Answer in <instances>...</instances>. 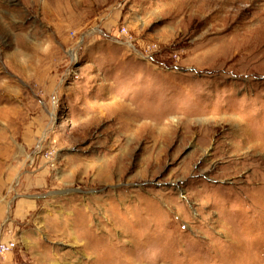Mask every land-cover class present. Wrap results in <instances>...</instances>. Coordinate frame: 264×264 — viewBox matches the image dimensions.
<instances>
[{
  "label": "rangeland",
  "instance_id": "obj_1",
  "mask_svg": "<svg viewBox=\"0 0 264 264\" xmlns=\"http://www.w3.org/2000/svg\"><path fill=\"white\" fill-rule=\"evenodd\" d=\"M0 198L49 264H264V0H0Z\"/></svg>",
  "mask_w": 264,
  "mask_h": 264
},
{
  "label": "crops",
  "instance_id": "obj_2",
  "mask_svg": "<svg viewBox=\"0 0 264 264\" xmlns=\"http://www.w3.org/2000/svg\"><path fill=\"white\" fill-rule=\"evenodd\" d=\"M32 185H42L43 179L38 178ZM34 187V186H32ZM10 202L0 198V229L5 224L12 234H2L1 242L15 241L17 248L4 256H0V264H49V250L36 240L28 223V216L34 209V201H18L11 211Z\"/></svg>",
  "mask_w": 264,
  "mask_h": 264
},
{
  "label": "built area",
  "instance_id": "obj_3",
  "mask_svg": "<svg viewBox=\"0 0 264 264\" xmlns=\"http://www.w3.org/2000/svg\"><path fill=\"white\" fill-rule=\"evenodd\" d=\"M5 227H6L5 224H3V226L0 229V240H1L2 234L4 233L8 235L12 234V230H7ZM16 248H17V243L15 241L11 240L5 243L0 241V256L9 254L13 252Z\"/></svg>",
  "mask_w": 264,
  "mask_h": 264
}]
</instances>
